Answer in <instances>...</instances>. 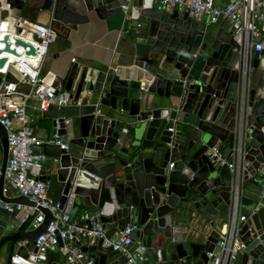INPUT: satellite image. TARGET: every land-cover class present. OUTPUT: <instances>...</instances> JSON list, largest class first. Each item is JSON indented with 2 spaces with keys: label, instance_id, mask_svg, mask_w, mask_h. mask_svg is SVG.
<instances>
[{
  "label": "water",
  "instance_id": "obj_1",
  "mask_svg": "<svg viewBox=\"0 0 264 264\" xmlns=\"http://www.w3.org/2000/svg\"><path fill=\"white\" fill-rule=\"evenodd\" d=\"M25 1L0 0V5L21 10ZM124 3L52 0L50 28L56 36H68L88 24L91 14L99 20L122 14ZM130 13L144 23L133 62L140 73L132 81L111 67L69 66L61 84L80 104L41 112L51 121L49 140L54 142L42 147L51 168L38 180L54 175L63 184L60 209H82L81 221L99 214L109 236L136 226L128 248L143 261L128 263L121 253L99 244L82 247L98 264H264V58L242 45L222 17L210 23L191 12L165 11L152 0H132ZM8 39L3 37L0 56L20 57ZM15 46L29 47L27 55H34L22 40ZM7 61L0 57V69ZM4 81L18 83L10 71ZM99 105L109 109L107 115L96 114ZM39 106L29 99L25 111L31 115ZM124 123H129L126 134ZM214 147L223 165L209 160L207 152ZM0 153L1 201L35 206L25 197L3 195L8 140L1 124ZM230 164L242 178L238 205L248 212L236 232L244 247L233 258L234 242L225 255H219L218 247L232 206ZM38 209L45 218L33 230H28L33 216L20 223L21 213L0 209L7 217L0 219L1 264L35 251L34 240L52 219L46 209ZM206 227L212 228L207 235Z\"/></svg>",
  "mask_w": 264,
  "mask_h": 264
},
{
  "label": "built area",
  "instance_id": "obj_2",
  "mask_svg": "<svg viewBox=\"0 0 264 264\" xmlns=\"http://www.w3.org/2000/svg\"><path fill=\"white\" fill-rule=\"evenodd\" d=\"M154 4L165 11H177L180 13L191 12L197 17H205L210 23H215L222 17L226 21L234 35L239 36L242 45L250 46L251 53L264 54V0H152ZM132 0H125L121 5V12L126 21L125 32H138L142 27L140 23L129 26ZM9 5H0V29L5 24V31L0 34V48H3V37H9L8 44L15 49L20 57L11 54H3L0 57L11 56L14 60H8L5 67L0 69V124L7 132L8 160L4 171L3 195L8 190H14L17 196L25 197L35 206L21 204H7L0 199V209L8 212L21 213L20 223L25 222L29 216H33L32 223L38 227L44 221V214L38 208L46 209L51 215V221L46 231L34 240V252L27 258L13 257L11 264H45L48 261V253L57 250L67 264H98L93 256L81 252L82 245L91 246L99 244L102 250L121 253L128 263L143 261V256L135 249H129L131 233L136 229L135 225H127L122 231L113 235L107 234V227L100 222L99 214L89 217L86 221L73 218L67 211L60 209L58 201L49 196V181L41 182V163L46 157L42 153L45 143H53L52 140H41L33 132L29 116L25 111L26 101L34 99L40 103L39 111H46L50 106L57 108L79 105L69 91L57 87L56 79L42 72L43 62L49 47L56 39L55 32L50 27L41 26L14 15ZM6 12V14H4ZM5 16L3 19L2 17ZM5 22V23H4ZM17 39L31 45L34 55H27L29 47H16ZM75 62V59L71 60ZM11 72L18 83H7L4 75ZM244 72L242 82L244 81ZM244 89V82L242 85ZM242 93V91H241ZM96 114H100L97 109ZM127 133L126 128L122 130ZM54 138L57 135L54 134ZM60 149L67 150V146L60 145ZM240 144V138H239ZM239 153V149H237ZM212 163L223 165L224 158L219 155L216 147L207 152ZM169 169L173 164L168 165ZM229 168L233 177L231 211L220 231L218 243L219 255H225L229 251V245L234 242L233 255L242 249L243 244L237 239V227L246 222L247 216L240 214L239 186L241 176L238 167L230 164ZM1 175V173H0ZM264 199V192L261 194ZM61 242V246L59 243ZM208 256H212L209 254Z\"/></svg>",
  "mask_w": 264,
  "mask_h": 264
},
{
  "label": "crops",
  "instance_id": "obj_3",
  "mask_svg": "<svg viewBox=\"0 0 264 264\" xmlns=\"http://www.w3.org/2000/svg\"><path fill=\"white\" fill-rule=\"evenodd\" d=\"M51 1L52 0H26L21 10L12 11V13L41 26L50 27L52 21L50 9ZM154 5L157 6L156 4ZM128 15L130 17L128 23L131 26L140 23L143 27L144 23L141 20L134 21L131 19L130 11ZM201 18L204 19L205 17ZM125 25L126 21L123 14L106 20H99L94 14H91L89 23L79 26L77 31H72L68 36L65 32H62L60 36H56L55 41L48 49V53L43 62L42 72L53 76L56 79L57 87L60 88H63L61 78L71 64H79L95 71H104L109 67L115 68L121 75V78L134 81L136 75L140 73V69L135 67L133 62L136 55V43L137 40L141 38V35L139 32L137 33L133 30L125 32ZM260 55L261 58H264V54ZM72 59H75V62H72ZM9 60L12 61L11 59ZM98 109L100 110V114L105 115H107L109 111L104 105H99ZM28 116L34 134L41 140H48L51 134V121L43 119L41 117V112L37 110H34L32 114ZM122 127L123 129L128 128L129 123H124ZM1 161L2 155L0 153V166ZM50 168L51 162L46 158L44 162L41 163L40 174L42 172H47ZM52 179L56 182V186L54 187L55 190L59 191V189H61L62 191L63 184L58 183L54 175H50L49 181ZM5 197L8 199H15L18 196L14 190L10 189L5 193ZM67 212L75 219H80L84 215L82 209L71 210L70 206H68ZM240 214L247 216V209L242 208ZM0 219L6 220L7 217L0 213ZM224 221L225 218H223L221 222L223 223ZM218 224L219 221L216 225ZM35 228V225L31 223L28 230H33ZM211 230L212 228L206 227L204 233L207 235ZM48 256L51 257V259L47 262L67 264L57 250L50 251Z\"/></svg>",
  "mask_w": 264,
  "mask_h": 264
},
{
  "label": "trees",
  "instance_id": "obj_4",
  "mask_svg": "<svg viewBox=\"0 0 264 264\" xmlns=\"http://www.w3.org/2000/svg\"><path fill=\"white\" fill-rule=\"evenodd\" d=\"M49 183H50L49 196H50L53 200L57 201L58 198H59V195H60V191H61V189H59V191H58V190H55L54 187L56 186V182H55L54 179H52L51 181H49ZM50 259H51V257L48 256V260H50Z\"/></svg>",
  "mask_w": 264,
  "mask_h": 264
},
{
  "label": "bare ground",
  "instance_id": "obj_5",
  "mask_svg": "<svg viewBox=\"0 0 264 264\" xmlns=\"http://www.w3.org/2000/svg\"><path fill=\"white\" fill-rule=\"evenodd\" d=\"M4 27H5V24H2V25H1V29H0V34H1L2 32L5 31ZM9 59L14 60V58L11 57V56L8 58V60H9Z\"/></svg>",
  "mask_w": 264,
  "mask_h": 264
},
{
  "label": "rangeland",
  "instance_id": "obj_6",
  "mask_svg": "<svg viewBox=\"0 0 264 264\" xmlns=\"http://www.w3.org/2000/svg\"><path fill=\"white\" fill-rule=\"evenodd\" d=\"M13 11H19L18 9H13ZM243 209H246L244 206H243Z\"/></svg>",
  "mask_w": 264,
  "mask_h": 264
}]
</instances>
